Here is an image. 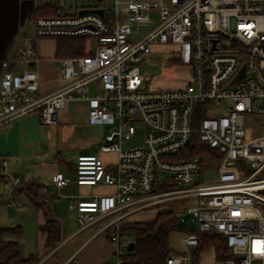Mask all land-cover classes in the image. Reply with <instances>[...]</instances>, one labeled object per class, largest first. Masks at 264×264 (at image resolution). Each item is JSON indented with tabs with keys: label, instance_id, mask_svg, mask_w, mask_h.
<instances>
[{
	"label": "built area",
	"instance_id": "obj_1",
	"mask_svg": "<svg viewBox=\"0 0 264 264\" xmlns=\"http://www.w3.org/2000/svg\"><path fill=\"white\" fill-rule=\"evenodd\" d=\"M41 1L54 14L35 20L34 40L85 39V55L61 59L65 85L40 96L39 73L30 64L38 55L21 50L22 70L0 80V126L36 111L43 124L57 125L59 110L86 100L89 122L109 128L100 153L115 159L78 155L74 177L81 186H111L114 194L69 207L82 228L115 216L107 225L117 246L111 264L132 257L124 230L131 215L179 197L194 200L180 218L193 214L195 228L185 230L181 250L165 264H203L201 235L228 248L231 257L217 260L211 247L214 264H264V0ZM154 47L170 48L169 61L189 77L187 84L149 88L152 79L140 66ZM140 123L141 145L127 147ZM253 128L259 134L251 137ZM196 140L198 152L188 153ZM51 181L57 189L69 183L62 172ZM5 186L15 191L21 181ZM43 193L45 204L49 188Z\"/></svg>",
	"mask_w": 264,
	"mask_h": 264
},
{
	"label": "crops",
	"instance_id": "obj_2",
	"mask_svg": "<svg viewBox=\"0 0 264 264\" xmlns=\"http://www.w3.org/2000/svg\"><path fill=\"white\" fill-rule=\"evenodd\" d=\"M44 5L41 0H0V80L8 73L22 70L18 62L21 50L32 48L38 55V61L30 64L39 73L40 96L52 94L65 85L62 78L60 81L55 79V70L51 67L52 62L56 65L59 60L56 57V40L36 41L33 37L36 20L33 17ZM4 62L8 63L7 67L3 66ZM56 66L60 75L59 65ZM88 112L86 100H75L58 111L57 125L43 124L40 113L36 111L0 126V197L7 200V207H17L21 199L31 203L26 194L18 193L22 185L12 191L5 186V182L14 178L21 183L36 181L49 188L52 197L49 209L60 225L61 242L55 248L49 247L48 235L41 230L46 224L44 213L31 203L37 215V243L35 251L27 257L37 254L39 264H111L117 249L111 241L113 229L107 227L115 216L99 219L82 228L76 211L69 207L72 201L91 200L97 195H112L115 192L111 186H81L75 181L78 155L99 154L106 162L115 159L113 154L100 153V148L98 151H86V141H102L104 128L107 127L91 124ZM3 162L6 164L3 165ZM57 172L64 173L69 179V183L61 189H57L51 181ZM21 203L27 216L34 213L30 205ZM151 211L145 220L139 221H153L161 213L157 208ZM136 215H131L128 222H138ZM17 225L22 228V237L23 225L17 223L11 226Z\"/></svg>",
	"mask_w": 264,
	"mask_h": 264
},
{
	"label": "trees",
	"instance_id": "obj_3",
	"mask_svg": "<svg viewBox=\"0 0 264 264\" xmlns=\"http://www.w3.org/2000/svg\"><path fill=\"white\" fill-rule=\"evenodd\" d=\"M54 10L49 4L44 5L34 15V19L42 16H53ZM85 39L59 38L56 40V57L61 60L67 57H79L85 55ZM199 141L189 148L188 153L198 152ZM203 152H208L204 149ZM217 160V158H213ZM22 188L18 193H24L34 206L42 209L46 218V224L41 230L48 235L47 245L55 248L60 242V225L53 217L48 203H41L39 198L45 196L44 185L36 181L21 183ZM16 194V193H15ZM49 201L52 199L50 195ZM180 219L174 211L161 212L153 221L128 222L124 230L132 237V257L125 264H165L166 259L175 252L170 243V234L177 229ZM22 235L21 226L0 227V264H39L37 254L23 257L19 242L9 239L10 236ZM200 251H208L212 246L216 247V259L223 260L231 257L228 248L218 237L214 235H201Z\"/></svg>",
	"mask_w": 264,
	"mask_h": 264
},
{
	"label": "rangeland",
	"instance_id": "obj_4",
	"mask_svg": "<svg viewBox=\"0 0 264 264\" xmlns=\"http://www.w3.org/2000/svg\"><path fill=\"white\" fill-rule=\"evenodd\" d=\"M170 48L164 47L160 49L159 47H154L151 51V59L148 64L140 66L141 75L144 78H151L152 81L149 83V88L151 89H172L177 87H182L189 82V77L186 76L185 72H181L176 69V65L172 64L169 60L173 57V54L169 51ZM51 67L55 70V79L60 81L61 76L58 75V67L54 62L51 63ZM95 83L91 84V93L93 94ZM261 121L264 119V115H261L259 118ZM264 124V122H263ZM138 128V137L135 141L129 142L127 147H133L137 145H141L142 136L144 131V125L139 124ZM258 128V127H254ZM252 129L251 137L257 136L259 133L254 132L257 129ZM109 132V128H104L103 137ZM139 132L142 134L140 135ZM78 135V133H77ZM75 137V136H73ZM76 138V137H75ZM88 149L86 151H98L100 146L102 145V141L94 142L92 140H87ZM194 200L189 199L188 197H179L175 199H171L163 204H159L157 206L152 207L151 209L145 210V212L137 213L135 219L145 220L147 216L150 215L149 212H152V209L157 207H166L168 211H174L179 216L183 214V212L187 211L188 207ZM26 202L29 207L32 208L33 214L27 216L26 208H24L23 203ZM16 207V206H15ZM7 207V200L3 197H0V227H9L13 224H21L23 225L24 235L22 237L19 236H10L8 237L11 240L20 243L22 249L23 257H27L30 253H33L36 248L37 243V215L36 210L31 207V203L26 200H18V206L16 208ZM27 216V218H25ZM106 221V220H105ZM187 232L185 230L177 228L176 230L171 232L170 235V243L175 252H179L181 250L180 239L186 235ZM131 239V236H128ZM204 264H214L213 253L212 251H206L204 254Z\"/></svg>",
	"mask_w": 264,
	"mask_h": 264
},
{
	"label": "water",
	"instance_id": "obj_5",
	"mask_svg": "<svg viewBox=\"0 0 264 264\" xmlns=\"http://www.w3.org/2000/svg\"><path fill=\"white\" fill-rule=\"evenodd\" d=\"M97 12L102 14L101 10H99ZM60 63H61L60 60H57L56 65H60ZM188 219H191L190 224H187ZM177 228L182 229V230H194V228H195V217L193 216V214L187 213L184 216H182L177 223Z\"/></svg>",
	"mask_w": 264,
	"mask_h": 264
}]
</instances>
